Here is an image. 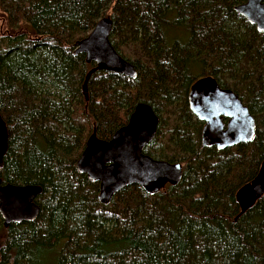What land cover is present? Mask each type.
<instances>
[{"label": "trees", "instance_id": "1", "mask_svg": "<svg viewBox=\"0 0 264 264\" xmlns=\"http://www.w3.org/2000/svg\"><path fill=\"white\" fill-rule=\"evenodd\" d=\"M245 1L0 0V179L41 188L35 221L4 227L0 216V264H264V196L242 215L235 199L264 163V32L234 11ZM104 17L137 77L95 72L85 97L94 65L73 51ZM206 76L247 106L252 141L182 163L180 183L153 196L132 185L100 204L98 183L76 169L93 129L109 140L145 103L157 132L167 115L196 131L183 122L188 88ZM184 139L176 157L196 160Z\"/></svg>", "mask_w": 264, "mask_h": 264}, {"label": "water", "instance_id": "2", "mask_svg": "<svg viewBox=\"0 0 264 264\" xmlns=\"http://www.w3.org/2000/svg\"><path fill=\"white\" fill-rule=\"evenodd\" d=\"M255 29L264 32V0H246L234 7ZM112 20L99 19L90 33L75 43L74 54H83L94 66L87 72L82 89L92 74L106 71L135 79L134 67L124 60L110 44ZM191 113L204 122L201 133L203 147L223 150L241 143H250L256 132V121L236 93L222 88L213 77L198 78L188 92ZM226 121V124L224 123ZM159 119L152 107L137 104L126 125L120 127L109 140L97 137L95 128L76 161V169L99 185L98 202L108 205L122 189L137 185L153 196L165 186H176L182 179L181 163L153 160L142 154L144 147L156 135ZM8 129L0 114V168L7 153ZM41 188L35 185L3 184L0 179V216L3 226L33 222L40 209L35 199ZM264 196V163L257 174L235 193L239 215L246 212Z\"/></svg>", "mask_w": 264, "mask_h": 264}, {"label": "flooded vegetation", "instance_id": "3", "mask_svg": "<svg viewBox=\"0 0 264 264\" xmlns=\"http://www.w3.org/2000/svg\"><path fill=\"white\" fill-rule=\"evenodd\" d=\"M196 81V80H195ZM193 83L190 84L188 88L191 87ZM188 98V97H187ZM188 112L189 117L184 119L183 122L191 124L195 130H188L185 127L183 128V132L178 131L180 128H177L173 123L167 124L169 127V131H161L157 132L151 142H149L144 149L142 150V154L150 157L153 160L157 161H166L168 163H195L197 160L204 159V155L207 152H214L217 151V155H228L227 153L232 149L236 148L237 145L225 148L223 150H217L216 147H203L202 140H201V133L204 127V122L200 121L196 118L189 109V102H188ZM181 118V116H179ZM226 124V121H224ZM193 128V129H194ZM178 131V132H177ZM181 135L184 136V140H186L190 144V148L194 154V158L196 160H187L185 157L177 158L176 156L179 154V151H174V146L172 145L173 139L180 137ZM154 150L153 154H150L151 151ZM204 162V161H202ZM183 169V166H182Z\"/></svg>", "mask_w": 264, "mask_h": 264}, {"label": "rangeland", "instance_id": "4", "mask_svg": "<svg viewBox=\"0 0 264 264\" xmlns=\"http://www.w3.org/2000/svg\"><path fill=\"white\" fill-rule=\"evenodd\" d=\"M122 50H123L124 52H126V53H129L130 48H127V47L125 46V47L122 48ZM169 112L173 113L174 110L171 109V110H169ZM180 115H181V114H180ZM165 120H166V124H172V123H173V118H170V121H167V120H168V115H167V117L165 118Z\"/></svg>", "mask_w": 264, "mask_h": 264}]
</instances>
